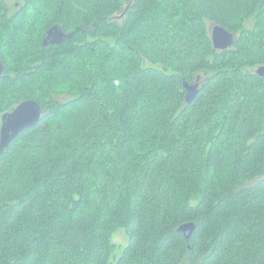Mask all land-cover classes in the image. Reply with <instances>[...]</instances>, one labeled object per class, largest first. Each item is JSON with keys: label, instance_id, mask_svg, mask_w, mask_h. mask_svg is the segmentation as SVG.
<instances>
[{"label": "trees", "instance_id": "1", "mask_svg": "<svg viewBox=\"0 0 264 264\" xmlns=\"http://www.w3.org/2000/svg\"><path fill=\"white\" fill-rule=\"evenodd\" d=\"M0 59V129L45 111L0 154V264H264V0H0Z\"/></svg>", "mask_w": 264, "mask_h": 264}, {"label": "water", "instance_id": "2", "mask_svg": "<svg viewBox=\"0 0 264 264\" xmlns=\"http://www.w3.org/2000/svg\"><path fill=\"white\" fill-rule=\"evenodd\" d=\"M74 33L67 34L58 26L53 27L44 40V46L49 44L60 45L66 40H70ZM236 35L226 30L222 26L215 25L212 29V40L215 50L225 51L230 49L236 42ZM5 71V66L0 59V77ZM256 74L264 80V66L260 67ZM201 77L197 83H184L186 90L185 99L188 104H192L201 92ZM204 84L202 85V87ZM45 115V111L38 102L33 100H23L1 116L0 129V154H2L23 132L37 126ZM196 230L194 223H187L179 228L187 240H190Z\"/></svg>", "mask_w": 264, "mask_h": 264}, {"label": "rangeland", "instance_id": "3", "mask_svg": "<svg viewBox=\"0 0 264 264\" xmlns=\"http://www.w3.org/2000/svg\"><path fill=\"white\" fill-rule=\"evenodd\" d=\"M213 23L212 24H209V29H210V31H211V33H212V29H213ZM24 27L25 26H21L19 29H18V31H17V34H18V36L21 38V36H22V32H23V29H24ZM249 27H251V26H249ZM150 30H155V28H150ZM35 47H38V46H36L35 45ZM8 53H10V54H13L11 51H12V49L10 48V47H8ZM9 59H11L12 60V62L14 61V56H11ZM11 61H10V65H14L13 63H12ZM147 64H149L148 62H147ZM255 68H253V70H254ZM5 85V83L4 82H0V87L1 86H4ZM144 95V94H143ZM59 100H66V99H68V96H61V97H59L58 98ZM144 108V107H143ZM149 109H147V112H149L148 111ZM135 114L137 115V116H139L140 115V111H136L135 112ZM135 159V158H134ZM224 161V160H223ZM125 178H127L126 176H125ZM113 240H114V242L117 244V246H118V249H117V251H116V257H120V255L122 254V252H123V250H124V248L127 246V244H128V240H129V238H128V236H127V233H126V229L125 228H122V227H120L116 232H115V234H114V237H113Z\"/></svg>", "mask_w": 264, "mask_h": 264}, {"label": "flooded vegetation", "instance_id": "4", "mask_svg": "<svg viewBox=\"0 0 264 264\" xmlns=\"http://www.w3.org/2000/svg\"><path fill=\"white\" fill-rule=\"evenodd\" d=\"M7 3L9 4L10 2L7 1ZM14 6L17 7L18 4L15 3ZM11 12H12V11H9V14H10ZM204 82H205V79H204V78H201V81H200V86H201V88H202V85L204 84Z\"/></svg>", "mask_w": 264, "mask_h": 264}]
</instances>
